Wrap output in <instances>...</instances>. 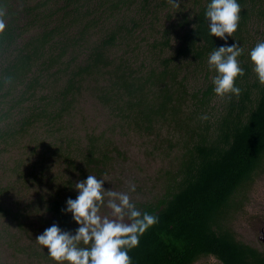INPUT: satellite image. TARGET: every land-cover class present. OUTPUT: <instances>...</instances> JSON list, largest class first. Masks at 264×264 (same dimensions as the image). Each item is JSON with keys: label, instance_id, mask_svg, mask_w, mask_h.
Returning <instances> with one entry per match:
<instances>
[{"label": "trees", "instance_id": "obj_1", "mask_svg": "<svg viewBox=\"0 0 264 264\" xmlns=\"http://www.w3.org/2000/svg\"><path fill=\"white\" fill-rule=\"evenodd\" d=\"M177 2L0 0V260L6 251L14 264H56L36 237L54 223L75 233L66 201L89 174L127 192L116 171L128 164L160 189L133 201L159 220L132 264H195L209 253L249 264L232 224L264 174V84L249 58L264 40V0H239L245 74L240 95L224 97L208 65L225 43L209 35V0ZM91 109L105 126L70 131ZM126 137L142 146L129 150Z\"/></svg>", "mask_w": 264, "mask_h": 264}, {"label": "clouds", "instance_id": "obj_2", "mask_svg": "<svg viewBox=\"0 0 264 264\" xmlns=\"http://www.w3.org/2000/svg\"><path fill=\"white\" fill-rule=\"evenodd\" d=\"M170 3L179 7L177 0ZM204 15L209 35L225 41L208 56L209 68L216 72L212 77L213 92L220 97L239 96L237 79L245 74L238 59L243 46L233 36L241 19L239 0H209ZM4 28L0 19V32ZM229 37L234 41L231 44L227 42ZM249 58L258 81L264 84V40L250 49ZM104 184L103 178L92 174L75 184L78 195L66 201L65 209L79 225L74 234L54 223L36 237L35 241L47 249L56 264H132L129 252L158 223L156 214L141 211L132 201L129 193L135 192L134 183L129 182L127 192L106 190ZM105 206L109 214L102 212Z\"/></svg>", "mask_w": 264, "mask_h": 264}, {"label": "rangeland", "instance_id": "obj_3", "mask_svg": "<svg viewBox=\"0 0 264 264\" xmlns=\"http://www.w3.org/2000/svg\"><path fill=\"white\" fill-rule=\"evenodd\" d=\"M194 80H193V85L195 86V85H199L201 83V81L203 80V78H201L198 81H196V80L194 81ZM87 109L90 110V107L89 108L87 107ZM93 110H95V109H91V111H90L91 116H88L87 120H84L85 122L79 116L78 119L75 121V123H80V125L78 127L70 128V131H75V132H78V134L83 135V134L87 133V131H91L90 129L93 127L105 126L106 118L102 117V113H100L96 110L95 111H93ZM124 140H125L127 148L129 150L130 149L134 150L136 148H139V146H142L141 141L139 142V144H135L131 137H126ZM129 154L131 155V153H129ZM118 162H120V161H118ZM122 162L123 161L121 160L120 163H122ZM117 168L118 169L116 171V175L120 172L118 177H120L121 179H124L127 183V189H125V190L129 191V182L134 183L136 186V190H135L136 193H134V197H131V198H133L132 201L145 203V202L149 201L155 195H158L157 193L159 192L160 189L159 188L155 189L152 187L153 183H149V181H148L149 175L147 176V174H145V176H144L143 173L140 174V179L142 180V182H138L137 180H135V174L136 173L133 170V168H131L130 165L126 164V166H124L121 164V165H117ZM153 175H154V173L151 174V177ZM115 183H118V182H114L112 184L113 188L116 186ZM117 185H120V184L118 183ZM138 186L140 188L143 187L142 192L137 190ZM145 186H146V188H145ZM120 189L121 188L114 189V190L122 192V189L121 190ZM251 192H254V195L251 197V199L253 201L250 200V201H252L251 203H249V201H248L246 206H248L249 209L253 212L254 209L258 206V202L255 203L257 197L260 198L262 201H264V174L257 178V181L253 184V189L251 190ZM255 195H257V197ZM243 210H242V212H243ZM102 212L104 214H109L110 209L105 208V210ZM242 212H240L241 215L237 214L234 221H233L232 226H233L234 230L238 229L239 226L241 224H243L244 218H246L245 211L243 213ZM248 213H250V212H248ZM1 255L7 256V258L0 260V262L6 263V264H14L15 263L14 262L15 258H11V255L9 253H7L6 251H3ZM20 260L22 262V259H20ZM22 264H24V263H22Z\"/></svg>", "mask_w": 264, "mask_h": 264}, {"label": "flooded vegetation", "instance_id": "obj_4", "mask_svg": "<svg viewBox=\"0 0 264 264\" xmlns=\"http://www.w3.org/2000/svg\"><path fill=\"white\" fill-rule=\"evenodd\" d=\"M254 192L248 194V200L244 201L243 207L239 211H245L246 218L243 224L235 231V242L240 244L245 250L248 251L249 264H264V201L257 197L256 202L258 206L252 212L247 202L251 203V197ZM252 200V201H250ZM242 212V213H243ZM250 212V213H248ZM195 264H226L220 257L213 253L200 255Z\"/></svg>", "mask_w": 264, "mask_h": 264}]
</instances>
